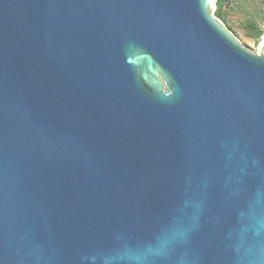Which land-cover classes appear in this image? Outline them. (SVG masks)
<instances>
[{
  "label": "water",
  "instance_id": "1",
  "mask_svg": "<svg viewBox=\"0 0 264 264\" xmlns=\"http://www.w3.org/2000/svg\"><path fill=\"white\" fill-rule=\"evenodd\" d=\"M216 0H0V264H264V39Z\"/></svg>",
  "mask_w": 264,
  "mask_h": 264
},
{
  "label": "rangeland",
  "instance_id": "2",
  "mask_svg": "<svg viewBox=\"0 0 264 264\" xmlns=\"http://www.w3.org/2000/svg\"><path fill=\"white\" fill-rule=\"evenodd\" d=\"M217 6L214 7V14ZM226 22L219 19L224 26L239 40L248 50L258 54L260 43L249 37L245 30V25L253 22L264 29V0H233L223 9Z\"/></svg>",
  "mask_w": 264,
  "mask_h": 264
},
{
  "label": "trees",
  "instance_id": "3",
  "mask_svg": "<svg viewBox=\"0 0 264 264\" xmlns=\"http://www.w3.org/2000/svg\"><path fill=\"white\" fill-rule=\"evenodd\" d=\"M233 0H216V12L215 16L219 19H222L226 22V18L224 17L223 9L224 7L231 3ZM245 30L249 37L255 39L256 43H260L262 37L264 36V29H262L258 24L250 22L245 25Z\"/></svg>",
  "mask_w": 264,
  "mask_h": 264
}]
</instances>
